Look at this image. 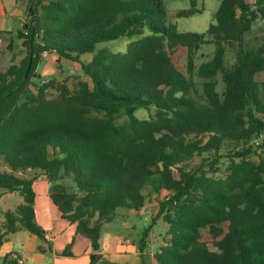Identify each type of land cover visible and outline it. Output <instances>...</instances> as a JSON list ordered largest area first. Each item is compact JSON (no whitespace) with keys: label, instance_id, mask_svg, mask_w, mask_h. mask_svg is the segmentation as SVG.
I'll return each mask as SVG.
<instances>
[{"label":"trees","instance_id":"16d2710c","mask_svg":"<svg viewBox=\"0 0 264 264\" xmlns=\"http://www.w3.org/2000/svg\"><path fill=\"white\" fill-rule=\"evenodd\" d=\"M28 1L30 21L17 34L27 55L0 73V189L24 199L4 214L0 247L21 228L46 240L35 222V179L21 176L31 170L45 174L62 218L92 242V264L101 260L104 225L120 210L141 211L152 196L160 197L157 219L166 225L157 264H264V81L257 80L264 47L243 48L245 34L264 20V0H220L205 33L168 24L163 0ZM124 38V52L97 50ZM208 44L212 59L197 65ZM233 44L239 50L227 68ZM182 49L185 71L174 61ZM52 51L76 62L94 54L81 64L88 81L77 79L73 90L37 76L31 91ZM142 109L153 114L141 119ZM222 159L228 163L218 175ZM0 264L23 263L10 253Z\"/></svg>","mask_w":264,"mask_h":264},{"label":"crops","instance_id":"0c3cea01","mask_svg":"<svg viewBox=\"0 0 264 264\" xmlns=\"http://www.w3.org/2000/svg\"><path fill=\"white\" fill-rule=\"evenodd\" d=\"M28 11V0H0V44L2 43L0 55L6 58L4 45H7L6 50L10 53L8 62H1L2 58L0 59V73L6 72L12 65H19L22 61L18 52L23 49V46L17 47V52H14V45L10 43V40L17 37L15 31L19 23L23 26L28 21ZM84 58H86L84 62L81 57H79L80 62H76L62 58L57 53L47 52L43 54L35 74L42 81L57 79L68 82L71 78L68 76H76L78 79L88 81L82 73L81 64L89 63L93 57ZM68 65H75V67L78 65L79 73L75 74L76 71L70 70L66 72L65 67ZM21 176L25 179H35L33 183L35 222L44 231L46 240L43 241L21 228L7 237L0 247V256L14 253L20 256L23 264H92L91 257L94 254L92 242L77 234L76 225L62 218L60 211L50 198L51 184L45 174L41 171L30 170ZM159 198V196L150 197L146 206L139 212L120 210L118 218L113 223L104 225L98 251L101 260L97 264H147L149 261L150 264H157L156 253L164 245V239L160 243L159 239L152 235L151 227L150 234L144 240L143 252L140 251V243L144 232L148 229L145 222L152 221L153 223V220H161L157 219ZM23 203L24 199L19 192L0 189V235L5 231L3 228L6 221L4 214L8 211L14 212ZM164 229L166 231V225ZM148 240L155 241L151 247L146 245ZM70 245V254L62 255ZM40 247H44L47 251L40 252ZM48 247H51L52 251H48Z\"/></svg>","mask_w":264,"mask_h":264},{"label":"rangeland","instance_id":"374dc122","mask_svg":"<svg viewBox=\"0 0 264 264\" xmlns=\"http://www.w3.org/2000/svg\"><path fill=\"white\" fill-rule=\"evenodd\" d=\"M192 1H195L196 4L193 6L191 3ZM165 9H166V22L172 23L176 25L177 29L179 32L186 33V32H192V33H205L207 30L210 28L211 24H214V14L218 10L220 6V0H163ZM199 10L200 13H196L194 16L191 17H182L178 18L177 13L181 10ZM29 19L27 22L30 21V13L28 11ZM26 22V23H27ZM25 23V22H24ZM24 26V25H23ZM22 24L20 25L18 29L15 31V36L18 34L19 31L23 29ZM130 42L129 39L124 38L112 42H108L102 45H99L97 50L101 48H108L111 51L114 52H124L126 50V47L128 43ZM10 43L14 45V52H17V47H21V41L17 38L14 37L13 40H10ZM2 45V43L0 44ZM5 49V55L6 58H3V55H0L1 62L6 61L8 62V59L10 58V53L8 50H6L7 45H4ZM260 47H264V20H258L254 26L252 27L251 31L246 33L244 36V43H243V48L245 50H256ZM228 52H227V59H226V67L230 68L232 67L235 62H236V57H237V52L239 50L238 44H233L232 46H227ZM96 50V51H97ZM214 46L211 44L203 46L199 53H198V60H197V65H199L202 62L209 61L212 59L214 55ZM21 55V59L23 60L26 55H27V50L23 48L20 52H18ZM17 53V54H18ZM94 54H85L80 56L82 59V62L86 58L84 57H93ZM174 61L179 69L182 71H185V50H180L178 51L175 56H174ZM86 63V62H85ZM66 64H68L66 62ZM73 71L75 74L79 73V67L78 65L75 67V65L71 66L68 65L65 67V71L69 72ZM36 75V74H35ZM71 77L68 79L69 86L75 90L77 88V79L78 77L73 76H68ZM37 75L32 79V85L30 87V90L33 92H36V89L33 86V83L37 81ZM218 80V91L222 93L224 91V84L222 80V76L219 75L217 77ZM257 80L259 82L264 81V73L261 74L260 76L257 77ZM201 89V87H200ZM55 95L53 92H50L49 96L52 97ZM153 114L152 112H148L144 109L139 110L137 112V116L141 119H147ZM126 120L125 117H121L118 120V123H122ZM257 159V158H255ZM201 163V159L197 158L192 166L196 167ZM227 159H222L219 165L220 170L218 171V175H223L225 172V169L227 167ZM1 169V166H0ZM65 182H69L68 180H65ZM145 225L147 228L152 227L153 233L152 235L159 239V242L162 243L163 239L165 237V224L162 220H157L155 223L151 222H145ZM144 228V227H143ZM141 234V233H140ZM203 237L206 242L212 246V238L209 235V232L206 230L203 232ZM150 264V261L147 263Z\"/></svg>","mask_w":264,"mask_h":264},{"label":"built area","instance_id":"2783aa9c","mask_svg":"<svg viewBox=\"0 0 264 264\" xmlns=\"http://www.w3.org/2000/svg\"><path fill=\"white\" fill-rule=\"evenodd\" d=\"M53 53H56V51H52ZM169 198L167 197V200H168ZM155 241H152V240H148L147 242H146V245L148 246V247H151L152 245H153V243H154Z\"/></svg>","mask_w":264,"mask_h":264},{"label":"water","instance_id":"95a60500","mask_svg":"<svg viewBox=\"0 0 264 264\" xmlns=\"http://www.w3.org/2000/svg\"><path fill=\"white\" fill-rule=\"evenodd\" d=\"M30 69H31V63H30L29 69H28V71H27V74L29 73Z\"/></svg>","mask_w":264,"mask_h":264}]
</instances>
